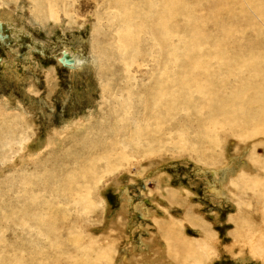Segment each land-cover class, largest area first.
I'll list each match as a JSON object with an SVG mask.
<instances>
[{"label": "rangeland", "instance_id": "rangeland-1", "mask_svg": "<svg viewBox=\"0 0 264 264\" xmlns=\"http://www.w3.org/2000/svg\"><path fill=\"white\" fill-rule=\"evenodd\" d=\"M115 1L0 0L2 34L8 37L0 44V264H71L69 254L80 245L91 250L88 261L80 264H119L122 254L129 259L131 251L139 264H264L256 256L260 247L264 250L257 241L264 233V193L251 188V179L264 184V137L243 140L233 136L236 130H222L214 149L203 135L202 122L223 121L225 116L220 111L208 118L210 100L194 88L206 84L211 91L217 83L219 95L237 90L242 78L238 75L246 79L248 73L230 77L219 70L213 45L228 37L221 29L230 26L236 34L221 50L242 59L251 43L264 53V26L245 0H227L237 17L247 21L241 25L227 19L219 30L209 23L204 33L196 34L192 21L199 24L211 5L200 0L201 8L195 10L189 4L192 0H183L189 8V31L183 27L175 38L158 37L156 42L148 40L143 29L125 50L120 40L124 28L135 32L145 22L146 3L128 0L131 6L126 10L122 9L126 0L114 7ZM125 12L131 14L126 16L129 21L123 18ZM183 22L179 21L181 27ZM193 36L201 39L198 51L172 67V58L162 55L165 47H177L180 56ZM64 48H71L79 61L73 71L57 63ZM163 78L178 105L173 103L170 111L164 107L163 125L157 126L155 112L143 105L145 101L150 105L151 97L163 91L158 87ZM181 79L185 89L178 95ZM179 103L193 106L185 110ZM217 104L212 98L213 108ZM227 165L235 172L224 184ZM243 165L247 170L241 175ZM215 167L218 175L211 174ZM218 188L239 204L216 196L213 190ZM239 211L247 213L238 218ZM166 213L175 219V225L170 219V232L164 227ZM33 214L40 220L42 236L31 220ZM79 218L92 229L69 234L65 225ZM239 221L258 230L248 248L232 237L240 231ZM203 231L206 239L199 241ZM89 236L97 242L90 243ZM182 238L191 248L179 251V263L166 249L173 251L172 244ZM105 246L106 254L99 256ZM153 246L163 250L158 253ZM113 249L116 253H111Z\"/></svg>", "mask_w": 264, "mask_h": 264}, {"label": "bare ground", "instance_id": "bare-ground-1", "mask_svg": "<svg viewBox=\"0 0 264 264\" xmlns=\"http://www.w3.org/2000/svg\"><path fill=\"white\" fill-rule=\"evenodd\" d=\"M142 2L146 3V11H145V14H146V18H145V22H141L139 24V26H136L135 27V32L132 31L128 26H126L124 28V33H123V36H121L120 40H121V43L124 47V49L126 50L128 48V46H131L132 43H133V35H137L139 31L143 30V29H146L145 32L148 33V36L146 37L148 40H151V41H156L157 42V39L158 37H160L161 39H163V41H166L168 40V38L172 37V38H175L176 35L178 36V33L179 31H181L183 29V27L189 31L188 27H187V24L189 23V19H188V6L186 3H183V0H141ZM111 2V1H110ZM120 3V0L117 2V0L114 2V7H116V4L119 5ZM130 2H128V0H126L123 5L124 7L122 9H126L128 10L129 7L131 6L129 4ZM192 4V5H195L196 8H201V5L202 3H200V0H192L191 2H189V4ZM207 7L210 8V5H211V10L210 12L207 14L206 18H201L199 19V24L198 23H195L194 21H192V28H193V32L198 34L200 32H203V28L206 24H209V23H212L214 26H217V30H219L221 28L222 25H227L228 23L224 22V20H227L229 22H239L241 25H242V21L243 19H245V21H247L246 17H243L242 15L240 17H237V15L235 14L234 10L232 9V5L230 6L229 2L227 0H207ZM250 3V4H249ZM245 4L247 5H250L251 6V9L253 11L252 14H254L255 18L261 22V24L264 26V0H245ZM4 6V5H3ZM119 7V6H117ZM163 7L165 8V10L163 9ZM2 9V8H1ZM131 10V9H130ZM1 12V11H0ZM7 12V11H6ZM6 12L4 14H6ZM141 12V11H140ZM2 13V12H1ZM11 13V12H10ZM2 14V16L4 15ZM9 14V12H8ZM194 14V17L195 16V13ZM10 15V14H9ZM8 15V16H9ZM120 15V14H119ZM131 15V14H130ZM130 15L128 13H124L123 15V18L124 20H128L129 21V18L127 17H130ZM1 16V17H2ZM126 18H125V17ZM148 16H150V20H148ZM5 17V16H3ZM14 17V16H13ZM250 17V16H249ZM248 17V18H249ZM253 17V16H252ZM135 18V17H134ZM133 18V19H134ZM254 18V19H255ZM6 19H10L6 16ZM6 19H4L6 21ZM57 19V18H56ZM143 19V18H142ZM255 19V20H256ZM136 20V19H135ZM180 20H183V25L181 27V23L179 24V21ZM187 20V23L185 22ZM14 21V20H13ZM10 22V20H9ZM138 22V21H137ZM224 22V23H223ZM3 23L1 21V18H0V24L2 25V28H4L3 26ZM5 24V23H4ZM8 24V23H7ZM10 24V23H9ZM136 24V23H135ZM249 24V22H248ZM252 26V25H251ZM176 28L175 29H172V28ZM250 27V26H249ZM117 28V27H116ZM170 30V31H169ZM172 30V31H171ZM216 30V31H217ZM236 31L235 29H233V27H230V26H226L224 28L221 29V33L223 35H227L228 37L226 39H224L221 43L219 44H215L213 45V49L215 51V53L217 54L216 56V59H217V66H218V69L219 70H223L225 72V74L227 76H232L233 73H236V72H247L248 73V77L246 79H244V77L242 75H238V76H241V80H240V86L237 90H230L228 92L227 95H225V93L223 95H219V90L217 88V83L214 84L212 86V89L211 91H209V89L207 88L208 86L206 84H196L194 86L195 88V92L197 94H200L201 96L203 97H206V99H209V103L207 104V107L206 109L208 110L209 114H208V118L209 117H212L211 115H214V117L219 114V112L221 111L223 114H224V120L221 121V120H213V118L211 119L210 118V121L208 120H204L202 122V127L204 128V136L205 137H208L207 139H209L210 141L208 142L210 145H213L215 146L216 148V145L218 144L217 140H218V133H220V131L224 130H228V131H231V133H233L235 130L236 132L233 133V136H235L236 138L240 137L242 138L243 140L246 139H250V138H254L256 139L255 137H264V53H260L259 50H257L256 48H254L253 46H251L250 44L247 46V50L248 52L245 53V55L243 56L242 59H240L238 56H233L231 57L228 52L223 49L221 50V46L223 44H227L230 42V37H233L234 34H236ZM242 30H240L239 32H241ZM182 33V31L180 32ZM146 35V34H145ZM183 36V35H182ZM256 40V39H254ZM159 41V40H158ZM160 42V41H159ZM178 42V41H177ZM176 42V43H177ZM188 42H190L189 44H187L186 46V49L184 51L183 54H181L180 56H178L176 54V51H177V47H165V49L167 48V50L165 51V53H163L162 55L163 56H168V57H171L172 58V61H171V66L172 67H176L178 64H181V61H187L190 59V57L196 53L199 49V45L201 43V39H198V38H195L193 36V38L191 40H189ZM3 43V42H2ZM154 43V42H153ZM162 43V42H161ZM166 43V42H165ZM165 43H162V44H165ZM166 45V44H165ZM162 48V46H161ZM160 48V49H161ZM123 49V50H124ZM254 49V50H253ZM120 51V50H119ZM160 50H158L159 52ZM122 52V50H121ZM174 52V53H172ZM73 53H75L71 48H64L61 52V55L62 54H68L73 60H74V64L72 66H62L59 62H58V59L61 58V55L60 57L57 59V63L65 68V69H68L70 71H73L75 68H76V64H78V59H76L74 57V55H72ZM124 53V51H123ZM154 54V53H153ZM162 58V57H161ZM167 60V59H166ZM126 64V63H124ZM87 65V64H86ZM85 65V66H86ZM82 66V65H81ZM126 66V65H125ZM84 67V66H83ZM90 68V66H89ZM218 70V71H219ZM163 73H165L166 71L163 69L162 70ZM206 71V70H205ZM75 72V71H74ZM207 72V71H206ZM217 72V71H216ZM72 75V74H71ZM17 77V76H16ZM165 80L163 78L162 81H160L158 83V87L160 88H163V91H158V93H155V96L154 97H151V104L148 105L147 102L145 101L144 103V107L150 112H155L154 116L152 117L153 120L156 121V125L157 126H160V125H163V113H164V107L166 108L165 110L167 111H170V110H174V106L172 105L173 103H176L178 105V103L176 102V100L174 99V97H171L169 96V94H174V91L173 89H171L168 85H166L165 83ZM176 86L178 87V95L180 94V91H182V89H185L182 85V79L178 82V84H176ZM157 87V89H158ZM240 88H243L242 92L241 93H237L238 90ZM241 90V89H240ZM225 91V90H224ZM112 94V93H111ZM186 97V96H185ZM212 98H216L217 101L219 102V104H217L215 106V108H213V106L211 105L212 104ZM170 99V100H168ZM192 99V98H191ZM168 100V101H167ZM178 100V99H177ZM147 105V106H146ZM179 106H183V108L186 110V108H188V106L192 107L193 105L189 104L188 103H179ZM200 107V106H199ZM202 107V106H201ZM127 108V107H126ZM196 109V108H194ZM200 111L203 110V108H198ZM129 110V109H128ZM138 110V109H137ZM178 110V109H176ZM192 110V109H191ZM232 111V113L230 114H226L225 111ZM130 111V110H129ZM131 113V112H129ZM125 114V113H124ZM138 114V113H137ZM168 114V113H167ZM171 114V113H170ZM211 114V115H210ZM122 115V114H121ZM135 115V114H134ZM166 115V114H165ZM173 115V114H172ZM171 115V116H172ZM176 115V114H175ZM168 116V115H167ZM127 117V116H126ZM138 117V116H137ZM143 117V116H142ZM165 117V116H164ZM176 117V116H175ZM170 118V117H169ZM168 118V119H169ZM174 118V117H173ZM142 121V120H141ZM154 121V122H155ZM165 121V119H164ZM212 122L214 123V125L212 124ZM130 123V122H129ZM135 123V122H134ZM208 123H211L212 127H209L208 126ZM170 124V123H169ZM207 124V125H206ZM128 125V124H127ZM133 125V124H132ZM137 127V125H136ZM141 127V126H139ZM162 127V126H161ZM130 128V127H129ZM143 128V127H142ZM132 129V128H131ZM157 131H160L162 129L160 128H156ZM197 129V128H196ZM200 129V128H199ZM198 129V130H199ZM146 130H149V127H145L143 130H142V133ZM197 130V131H198ZM130 131V129H129ZM140 131L139 129L137 130V132ZM139 133V132H138ZM152 134V132H150ZM222 133V132H221ZM14 134V133H13ZM131 134V133H130ZM223 134V133H222ZM145 135V134H144ZM23 136V135H21ZM138 136V135H137ZM136 136V137H137ZM147 136V135H146ZM227 136V135H226ZM19 137V136H18ZM156 137V136H154ZM220 137V136H219ZM228 137V136H227ZM135 138V137H133ZM138 138V137H137ZM152 138V137H151ZM157 138V137H156ZM159 138V136H158ZM257 138V139H258ZM21 139V138H20ZM142 139V138H141ZM137 142L138 140L135 139ZM213 140V141H212ZM22 141V139H21ZM20 141V142H21ZM207 141V140H205ZM6 142V141H5ZM5 142H3V144L6 146ZM18 142V141H17ZM136 142V143H137ZM149 142V141H148ZM50 143V142H49ZM153 143V141H152ZM221 143V142H220ZM219 143V144H220ZM2 144V145H3ZM9 144V142H8ZM116 144V143H114ZM146 144V143H145ZM148 144V143H147ZM208 144V145H209ZM225 144V143H224ZM207 146V143L205 144ZM209 145V146H210ZM251 146V145H250ZM7 147V146H6ZM10 147V146H9ZM46 147V146H45ZM20 148L22 149V146L20 144ZM150 148V147H149ZM207 148V147H206ZM214 148V147H213ZM214 148V149H215ZM8 149V148H7ZM208 149V148H207ZM210 149V147H209ZM212 149V148H211ZM221 149V147L219 148ZM249 149V148H248ZM243 150V149H242ZM6 151V150H5ZM213 151V150H212ZM27 153V152H26ZM237 154V153H236ZM235 156H238L236 155ZM234 157V155H233ZM240 158V157H238ZM235 159V158H234ZM238 160V159H237ZM242 160V159H241ZM246 160V159H245ZM213 161V160H212ZM232 161V160H231ZM248 162V161H247ZM231 163V162H230ZM233 163V162H232ZM237 163V162H236ZM242 163V162H241ZM228 164V163H227ZM243 164V163H242ZM217 166V165H216ZM213 167V166H212ZM210 168V167H209ZM209 168H206V169H209ZM216 168V167H215ZM224 168V167H223ZM35 169V168H34ZM219 169V168H218ZM226 170V176L223 177V178H226V181H224L226 184V182H230L231 178L230 176H233V173L235 172L234 170H232V166L231 165H227L225 167ZM235 169V168H234ZM249 169V168H248ZM263 168L261 167V170ZM211 170H214V169H211ZM238 170V168H237ZM236 170V171H237ZM247 170V167L245 165H243L242 169L239 171L241 173V175L243 174L244 175V171ZM207 171H210L207 170ZM234 171V172H233ZM242 171V172H241ZM264 171V169L262 170ZM35 172V171H34ZM203 172V171H202ZM217 168L211 172V174H217ZM219 173V172H218ZM222 173V172H220ZM35 174V173H34ZM207 174V172H206ZM225 174V173H224ZM218 175V174H217ZM239 175V174H238ZM220 176V175H219ZM242 177V176H240ZM28 178V177H27ZM212 178V177H211ZM214 178V176H213ZM222 178V179H223ZM247 178V177H246ZM208 179V178H207ZM230 179V180H229ZM235 179V178H234ZM238 181V179H236ZM246 180H249V179H246ZM22 181V180H21ZM251 188H258V192L259 194L260 193H264V184H262L261 181L258 179V180H252L251 179ZM213 182V181H212ZM221 182V181H220ZM239 182V181H238ZM37 183V182H36ZM209 183V182H208ZM222 183V182H221ZM31 184V183H30ZM213 184V183H212ZM219 184V183H218ZM228 184V183H227ZM24 185V184H23ZM220 185V184H219ZM222 185V184H221ZM236 185V183H235ZM217 186V185H216ZM225 186V185H223ZM249 186V185H248ZM31 187V186H30ZM34 187V186H33ZM219 187V186H218ZM210 188V187H208ZM220 188V187H219ZM218 188V190H219ZM246 188V187H245ZM249 188V187H248ZM24 189V188H23ZM225 189H226V186H225ZM210 190V189H209ZM217 190V189H216ZM222 190H224L222 188ZM251 190V189H250ZM230 191V190H229ZM213 193L216 194V196H225L229 201L233 202V203H236L237 201H232V198L226 194V192L223 191V193L221 192V189L219 191H215L213 190ZM230 194V193H229ZM233 194V193H232ZM231 194V195H232ZM242 194V193H241ZM234 195V194H233ZM264 196V195H263ZM35 197V196H33ZM128 197V196H127ZM214 197V196H213ZM219 198V197H218ZM32 202H34V198L31 199ZM126 203H127V200L125 201V206H126ZM249 204V202H247ZM237 204H239L237 202ZM252 204V203H251ZM128 206V205H127ZM130 206V204H129ZM137 206V205H136ZM237 207H240L239 205H237ZM236 207V208H237ZM10 209V208H9ZM138 210H142L143 209V206L139 205L137 207ZM11 210V209H10ZM238 210V209H237ZM260 210V209H259ZM77 211V209L75 208V212ZM11 212V211H10ZM123 212V211H122ZM246 212V211H245ZM244 212V213H245ZM149 213V212H148ZM241 213V214H240ZM241 211H239L238 213V218H242L243 217V214ZM247 213V212H246ZM264 213V212H263ZM123 214V213H122ZM121 214V215H122ZM167 214V213H166ZM142 215V214H141ZM150 215V214H149ZM245 215V214H244ZM85 216H88L87 214ZM148 216V215H147ZM152 216V215H151ZM31 220L35 221V228L37 229V233L38 235L42 236L40 233L43 234V232H39L41 229V223H40V220L37 219V217L35 216V214L31 215ZM42 220H44V216H40ZM145 217V216H144ZM125 218V217H124ZM143 218V217H142ZM167 218H168V221L167 223H164V227H165V230L167 232H170L172 231L171 229H169V223H170V219H172L174 225H175V219H174V215H170V214H167ZM151 219V218H149ZM86 220H87V217H86ZM116 220V219H115ZM118 220V219H117ZM116 220V221H117ZM147 220V219H146ZM230 220V219H229ZM89 221V219H88ZM112 221V220H111ZM151 221V220H150ZM233 221V219H232ZM50 222L52 221H48L47 223V227L48 228H52L51 225H50ZM119 222V221H118ZM235 222V225L238 223V219H235L234 220ZM27 223V222H25ZM115 223V222H114ZM158 223V222H156ZM46 224V223H45ZM239 224H240V221H239ZM43 222H42V227H43ZM120 225V224H119ZM246 229H244V226ZM243 225L240 224V231L239 233H234L232 235L233 239H236V241L239 243H242L243 245H245V248L249 247V244L254 240L256 239V234L254 233L255 231H258V230H255L254 229V226H250L249 224H246L244 223ZM247 225V227H246ZM262 225V224H261ZM64 226V225H63ZM62 226V227H63ZM155 226V225H154ZM87 226H84L83 225V222L82 220L79 218V219H72V221L70 223H67L65 225V228L67 230V232L69 234H74V232H79L81 231V229L85 228ZM121 227V226H120ZM239 227V225H238ZM91 227L87 228V229H90ZM85 228V230H87ZM92 229V228H91ZM156 229V228H155ZM159 229L160 230H164L162 224L160 223L159 225ZM244 229V232H242ZM262 229V228H261ZM79 230V231H78ZM242 230V231H241ZM145 231V230H144ZM143 231V232H144ZM87 233V232H86ZM115 233V232H114ZM145 233H148V232H145ZM149 235V234H148ZM159 235V234H158ZM140 236V235H139ZM47 237V236H46ZM107 239H108V236H106ZM112 237V236H110ZM149 237V236H148ZM95 236L91 237L89 236V242L90 243H95V241L97 242V240L94 239ZM151 238V237H150ZM141 239V238H140ZM178 239V237H177ZM206 239L205 238V232L203 231L202 233V238L199 239V241L201 240H204ZM264 233L262 234H259V237L257 239L258 243L260 244H264ZM153 240V239H152ZM159 240V239H158ZM157 240V241H158ZM170 240H173V238H171ZM175 240H176V237H175ZM263 240V242H262ZM138 241V240H137ZM154 241V240H153ZM156 241V242H157ZM186 239H181L177 241V244H172L175 248L174 250L172 251L171 249L167 250V253H169V256H174L175 260H178L179 263L182 262V259H181V256H180V252L182 250V248L185 246L186 247V252L189 250L190 245L186 243ZM108 246L107 247H110L109 246V243H106ZM145 244V243H144ZM156 244V243H155ZM154 244V245H155ZM159 244V243H158ZM203 244H205L203 242ZM113 245V244H112ZM141 245V244H140ZM148 245H151V244H148ZM115 245H113L112 247H114ZM143 246V245H142ZM161 246V245H160ZM129 247V246H128ZM146 247V245H145ZM199 247V246H198ZM210 247V245H209ZM235 247V246H234ZM74 250L71 251V253L69 254L70 256V262L71 264H80V261L81 260H84V263H86L88 261V257H89V254H90V249L89 247L86 249L85 247H83L82 245L78 246V247H73ZM105 248V249H104ZM102 247L101 248V251L100 253H98L99 256H104V254H106V246L105 247ZM137 248V247H136ZM139 248V247H138ZM148 248V247H147ZM151 248V246H150ZM157 248V247H156ZM128 249V248H127ZM153 249H154V246H153ZM211 249V248H210ZM129 250V249H128ZM147 250V249H145ZM149 250V249H148ZM154 250H163L162 247L161 249H154ZM124 251V250H123ZM180 251V252H179ZM134 252V251H133ZM138 252V251H137ZM111 253H116L115 252V249H113L111 251ZM123 253V252H122ZM131 255H130V258L127 259V256H124L122 257V260H121V264H136L138 262H140V259L136 257V253L132 254V251L129 252ZM128 253V254H129ZM159 253V251H158ZM118 254V253H117ZM138 254V253H137ZM150 254V253H149ZM142 255V254H141ZM256 256H258V258L262 259L264 261V250H261V247L259 250L256 251ZM119 257V256H117ZM144 257V256H143ZM149 257V256H148ZM179 257V259H178ZM142 258V257H141ZM150 258V257H149ZM172 259V258H171ZM118 260V259H117ZM143 260V259H142ZM145 260V259H144ZM150 260V259H148ZM111 262V260H109ZM170 261V260H169ZM146 263V261H144ZM56 263H58V261H56ZM84 263H81V264H84ZM116 263V261H115ZM114 263V264H115ZM119 263V264H120ZM152 263V262H151ZM156 263V261H155ZM139 264V263H138ZM157 264V263H156ZM167 264V263H166ZM182 264H184L182 262Z\"/></svg>", "mask_w": 264, "mask_h": 264}, {"label": "water", "instance_id": "water-1", "mask_svg": "<svg viewBox=\"0 0 264 264\" xmlns=\"http://www.w3.org/2000/svg\"><path fill=\"white\" fill-rule=\"evenodd\" d=\"M2 33H3V28L2 25L0 24V44H2V42L8 39V37L6 35H3ZM58 62L62 66H72L74 64V60L68 54H62L61 58L58 59Z\"/></svg>", "mask_w": 264, "mask_h": 264}]
</instances>
